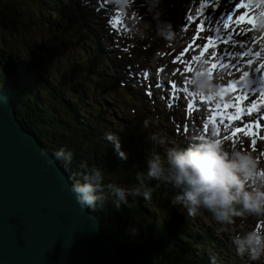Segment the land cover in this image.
I'll return each instance as SVG.
<instances>
[{
    "label": "trees",
    "instance_id": "obj_1",
    "mask_svg": "<svg viewBox=\"0 0 264 264\" xmlns=\"http://www.w3.org/2000/svg\"><path fill=\"white\" fill-rule=\"evenodd\" d=\"M64 1L0 0V89H13L18 120L48 151L54 155L64 149L73 154L67 167L57 160L72 180L82 182L81 165L87 162L101 168L105 185L129 187L136 183L137 172H146V160L153 152L166 161L170 149L187 146L183 143L186 135L178 128L170 137L176 145L166 139L159 144L155 131L159 120L153 112L157 105L135 108L138 97L125 80L121 83L124 77H115L110 67H104L108 55L91 35V26L82 22L86 8L73 0L67 5ZM186 1L162 0L163 19L171 22L175 37ZM37 40L50 45H38ZM66 42L75 55L58 71L52 49L62 52ZM165 43L161 38L149 51ZM17 47L24 51V58L15 51ZM115 89H124V97ZM114 108L124 110V115L114 113ZM107 133L120 140L126 160L106 139ZM147 184L152 188L150 201L129 197L130 207L121 204L117 208L116 197L109 196L103 206L95 208L104 213L102 228L128 264H247L246 256L237 255L232 240L220 242L224 232L217 231L215 222L208 224L173 206L169 186L156 181ZM200 214L211 218L205 210Z\"/></svg>",
    "mask_w": 264,
    "mask_h": 264
},
{
    "label": "clouds",
    "instance_id": "obj_2",
    "mask_svg": "<svg viewBox=\"0 0 264 264\" xmlns=\"http://www.w3.org/2000/svg\"><path fill=\"white\" fill-rule=\"evenodd\" d=\"M73 1L85 7L82 0ZM112 2L121 10H126L132 4V0ZM144 2L150 14L154 18H159L156 20V34L160 39L166 40L165 44L168 46L167 41L173 38V26L170 21L163 19L162 0ZM261 24L264 26V18H261ZM97 29L94 27L91 35L99 41L95 35ZM142 37L144 40L146 35L142 34ZM160 39H156V42ZM154 44L149 46L147 51ZM163 45L150 50L149 53L162 48ZM202 72L203 70H197L192 75L191 85L194 91L200 95L214 94L218 85L207 74H199ZM124 80L126 81L125 77L121 80L122 84ZM106 139L117 146L115 148L119 157L126 160L127 154L120 150V140L112 133H107ZM54 156L62 161L65 167L70 165L73 159V154L64 149L55 152ZM262 161L264 157L252 151H243L235 147L226 148L223 141L218 138V132L213 130L209 136L196 137L183 148L170 149L166 161L158 153L153 152L146 160V172H137L136 183L129 187L105 185L101 168L83 162L82 182L73 178L71 191L82 208L95 209L98 205L103 206L109 196L116 197L117 208L121 204L130 207L129 197H143L150 201L152 188L148 186L147 181H156L170 187L173 192L171 199L173 206L184 208L191 217L205 210L218 225L217 231L227 233L234 231L232 226L237 218L251 217L258 222H264ZM64 187L67 188L68 185ZM231 239L237 255L247 256L250 261L264 259V229L253 228L244 233H235Z\"/></svg>",
    "mask_w": 264,
    "mask_h": 264
},
{
    "label": "water",
    "instance_id": "obj_3",
    "mask_svg": "<svg viewBox=\"0 0 264 264\" xmlns=\"http://www.w3.org/2000/svg\"><path fill=\"white\" fill-rule=\"evenodd\" d=\"M0 89V264H128ZM64 185H68L67 188Z\"/></svg>",
    "mask_w": 264,
    "mask_h": 264
},
{
    "label": "rangeland",
    "instance_id": "obj_4",
    "mask_svg": "<svg viewBox=\"0 0 264 264\" xmlns=\"http://www.w3.org/2000/svg\"><path fill=\"white\" fill-rule=\"evenodd\" d=\"M87 4V10L86 15L84 16V19L82 22L86 25V27H89L90 25L94 27H98V29L95 32L96 37L99 40V47L101 48V52H107L108 57L104 59V67L111 68L112 74L115 75V77H125L126 84L132 88L133 95L138 97L137 102L135 103V108L139 106H147L150 105L154 108V105H157V111L153 109V112L155 115L158 116L159 125L157 128L159 130H155L158 132L157 135V141L159 144L163 143L164 140L169 141V144L174 146L176 144L173 143V140L170 139V137H173L174 131H175V123L179 129L185 130L187 132V136L185 137V140H183V143L185 145H188L193 141L194 138L200 137V136H209L213 130H216L218 132V138H220L224 146L228 149H231L233 147L243 150V151H251L250 150V140L251 137H243L242 135L239 136V138L236 140V143L233 144L232 142L225 140V135H231V131L234 130V127L230 128H224V131L220 129L217 125L215 128L207 129L208 125L203 123L197 124L194 126L193 124V112L197 111L198 113H204L207 109L206 106L202 105L199 108L194 107H187L190 102L192 101H201V97L199 94H197L194 90L193 93H190L187 97V91L186 89V83L190 80V77H186L183 80L181 79L182 76L180 74L173 75L177 67H180L183 69L184 65L182 67L180 65H177L173 63L174 59L179 55L182 50L192 42L194 31H195V25L191 24L189 21L186 20V16H188L187 13H184V15L181 17V24L183 25V29L185 32L182 34L179 33V38L175 45L173 46H167L166 44L163 45L162 48L156 49L152 55H150L149 51H147L148 47L156 43V39H160V36L156 34V20L159 19L154 18L153 15L150 14V10L143 4L140 0H132V4L129 8L126 10H121L116 5L111 2L112 0H84ZM246 3H251L254 0H244ZM259 7L257 8H250L246 11L251 12L254 16L257 13V11L260 9V7L263 6L264 0H256ZM197 2H200V0H194V4ZM206 2L209 4V9L205 13H210L213 17V24H215V18L219 17L218 11L213 12L212 8L216 7L215 4H221L222 6H233L235 4V0H216V3H213V0H206ZM64 3L67 5L69 2L68 0L64 1ZM112 3V6H111ZM191 4V3H189ZM201 3L198 5L199 9ZM125 12V13H124ZM92 14V17H87V15ZM202 18V17H201ZM119 21V23H117ZM199 21H197L198 23ZM100 27V28H99ZM3 29H6L2 26ZM142 31L144 33L148 32L147 41H142ZM106 33V40H104L103 35L101 33ZM254 34H256L260 38V42L262 41V37L260 34V31L253 28L251 30ZM100 33V34H99ZM204 34L209 35L210 30L208 29V25H205V31L201 33V36L204 37ZM205 38V37H204ZM174 41V40H168ZM205 40L198 41V44H203ZM238 43L239 41L236 40ZM259 42V43H260ZM38 45L43 46H49L50 42H43L40 40L35 41ZM67 45V48L64 49L62 52L56 51L54 48L52 49L53 52V65H55V68L60 71L62 66L69 65L71 60L73 59L75 52L73 51L71 44L69 45L68 42L65 43ZM241 44V43H239ZM89 44L87 43V46ZM154 47V46H153ZM226 47V45H224ZM251 48L250 46H245ZM223 48V45L221 46ZM245 49H241L242 51ZM15 51L18 53L19 57L24 58L25 53L22 50V48L15 49ZM104 51V52H103ZM198 54V52H190L189 55H195ZM160 57H163V60H160ZM159 61V63H158ZM201 65L200 70H205L206 64L199 63ZM23 66H21L22 68ZM175 69H174V68ZM158 69H164L162 72H158ZM231 71L232 75L229 76L227 73ZM226 72H220L218 77L212 78L213 82L216 85H220L228 78L235 77L237 75V71L235 69H228L227 73L225 75L226 79H223L220 77V75H223ZM163 74V79L166 80L165 83V90L167 92H172L173 89H169L168 85L172 81H177V87L176 92L177 94L182 93L183 95L180 96V99L182 101H186V105L182 104L180 106H177L173 104L171 106V110H168L169 102H166V106L162 105V101L165 100V96H163V92L158 89L155 85L157 82V79H159V74ZM240 73V72H239ZM238 73V74H239ZM111 74V75H112ZM145 74H150L147 76V79L151 82L153 87L151 88V95L146 94L147 84L145 83ZM154 74V77H153ZM192 76V75H191ZM153 77V78H152ZM155 78V79H154ZM132 83H135L133 85ZM181 83V84H180ZM81 85V83H80ZM83 87V85H81ZM12 89V88H11ZM188 89V88H187ZM124 90V89H123ZM121 89H115L113 91L116 92V94H122ZM83 91V90H82ZM85 92V91H84ZM13 93V89H12ZM110 94V93H109ZM106 95V93H105ZM122 97H124V94H122ZM149 99V100H147ZM190 99V100H189ZM154 100H156V103L154 104ZM108 101V100H107ZM202 103V102H201ZM121 111L119 108H114L113 112L118 114V112ZM208 111V110H207ZM124 115L125 111H121ZM187 112V118L185 116V113ZM150 116V113L147 112L145 115V120L148 121V118ZM171 116H173L175 123H172ZM197 119L200 120V115H197ZM205 119H208V113L206 112ZM210 126H214L215 124L210 123ZM262 129L260 130V134L264 136V123L261 124ZM207 126V127H205ZM242 126L237 125L235 127ZM169 139V140H168ZM257 155H260L264 157V155H261L262 152H264V141H258V147L256 151H252ZM262 164H264V161H262ZM72 180V178H71ZM94 210V209H92ZM107 215V214H106ZM105 216V215H104ZM197 218L201 221L207 222L208 224L214 223L212 217L208 218L204 215H197ZM109 219V218H108ZM184 227L189 229L190 226L188 224H184ZM234 231H230L225 233L224 236L221 237L220 241L221 243H228V241L232 240L231 237L235 233H244L249 230H252L253 228L256 229H264V222H258L256 219L248 217V218H237L236 224L232 226ZM247 260V264H264V259L261 261H250L248 257H245ZM245 261V260H243ZM245 261V263H246ZM210 264H214L210 261Z\"/></svg>",
    "mask_w": 264,
    "mask_h": 264
},
{
    "label": "snow or ice",
    "instance_id": "obj_5",
    "mask_svg": "<svg viewBox=\"0 0 264 264\" xmlns=\"http://www.w3.org/2000/svg\"><path fill=\"white\" fill-rule=\"evenodd\" d=\"M213 3H216V0H213ZM200 7L201 12L199 17L186 16V20L195 25V31L192 42L189 43L173 61V63L177 65H184V67L183 69L177 67L173 75L180 74L186 76L187 74L197 72L192 65L193 63H199L201 61H203L204 64L209 65V67L199 74H207L210 79L213 78L214 74L219 75L220 72L228 69H235L237 72H242V78L229 80L227 82V86L222 87L214 95L216 97H224L229 92L235 93L238 91V85L244 84L245 94L234 98L237 103L233 104L232 107L236 108V114L235 116H229V120H240L243 114H251L254 110L259 113L261 119L264 120V73H262V70H264V63H258V66L253 68L251 67L253 65V60L249 58L246 61L248 70H243L241 68L240 61H242L244 57H249L250 52L248 50H244L234 54L229 47L221 48V45L231 44V47L244 49L245 44L241 43L238 45L234 36H240L241 32L244 31L243 26H249V31L255 28L258 23L259 27L264 26H262L261 21L258 22L257 18L249 11H243L239 15H236L235 12L221 11L218 7L212 8L213 12L220 11L219 17L215 18V24H213V17L211 14L205 13L204 11L209 7L206 0H202ZM233 7L236 10H244L250 9L252 6L249 3L244 2V0H235ZM260 15L261 17H264V12H261ZM197 21L199 22L197 23ZM117 23H119V21H117ZM206 24L208 25L210 34L204 38L201 36V33L205 31ZM202 39H204L205 42L202 45L198 44L197 42ZM190 52H198V54L191 55L189 59H184V57L188 56ZM255 56L260 57L261 53L257 51L255 52ZM157 71L162 72L164 69H158ZM227 74L229 76L232 75L231 71ZM253 74H260L258 77L261 82V88L257 90L260 99H252L250 101V107L242 109L239 105L243 104L245 101H249L250 97L246 90L251 84V79L244 78H250ZM148 75L150 74H145V83L147 84L146 94L151 95V88L153 85L147 79ZM187 82L191 84V79ZM155 86L161 91L164 89V85L159 79H157ZM168 87L169 89H176L177 84L175 82H170ZM185 91H187V89H185ZM165 99L169 101L168 106L171 107L173 106L171 102L174 101L176 97H174L170 92ZM258 104L262 105V107L258 108ZM187 107H193L194 109V106ZM221 107L228 108L229 105L227 103L223 106L217 104L216 110H220ZM185 116L187 118V112L185 113ZM212 122H216L215 116H213ZM224 123L225 122L221 120V124ZM229 126L231 127V125ZM261 128L262 125L260 121H256L254 123H244L242 126L234 127V130L231 131V135H225L224 139L235 144L240 135L243 137H251L250 150L256 151L258 141H264V136L260 134ZM261 155H264V152H262Z\"/></svg>",
    "mask_w": 264,
    "mask_h": 264
},
{
    "label": "bare ground",
    "instance_id": "obj_6",
    "mask_svg": "<svg viewBox=\"0 0 264 264\" xmlns=\"http://www.w3.org/2000/svg\"><path fill=\"white\" fill-rule=\"evenodd\" d=\"M112 2V1H111ZM111 6H112V3H111ZM204 37L206 38L207 37V35L206 34H204ZM222 46V45H221ZM190 58V55H188V56H185L184 57V59H189ZM202 62V61H201ZM201 62H199V63H201ZM158 63H159V61H158ZM199 63H193V68L197 71V70H200V69H198V68H200L201 67V65L199 64ZM257 63H261V59H259L258 60V62ZM181 67H182V65H180ZM207 66H209V65H207ZM247 66V65H246ZM206 67V66H205ZM174 68V67H173ZM175 69V68H174ZM246 69H248V66L247 67H245V68H243V70H246ZM195 72H193V73H191V74H187L186 76H183V75H181L182 76V80L184 79V78H186V77H192L191 75H193ZM226 73H227V70H226V72L223 74V75H220V77H222L223 79H226L225 78V75H226ZM162 76H163V74H161ZM237 76V75H236ZM235 76V77H236ZM184 77V78H183ZM214 77H218V76H215V74L213 75V78ZM234 76L232 77V78H235ZM153 78V77H152ZM232 78H228L227 80H229V79H232ZM185 80V79H184ZM183 80V81H184ZM227 80H225V81H227ZM181 84V83H180ZM186 87L188 88L187 89V96H189V94L190 93H193L192 91L194 90L193 89V87H192V85L191 84H189V83H186ZM11 95H12V90H11ZM200 95V94H199ZM201 96V95H200ZM12 97H13V95H12ZM194 102V105H195V107H197V108H199V107H201L202 105H204V106H206V109L208 110V107H209V103H203L202 105H201V103H199V101L197 102H195V101H193ZM206 110V111H207ZM206 111L204 112V113H198L197 111H194L193 112V115H192V118H193V124H194V126L195 125H197V124H203L204 122H208L209 123V121L208 120H206L205 119V117H206ZM197 115H200V120H198L197 119ZM173 122L175 123V120H173ZM176 128H178L177 127V125H176V123H175V129ZM208 129H211V128H209L208 127ZM186 136H187V132H186V134H185ZM185 136V137H186ZM185 137L183 138L184 140H185ZM65 170V169H64ZM66 171V170H65ZM66 173H67V175H68V178H69V180L71 181V182H73V180H71V177H70V175H69V173L66 171ZM88 209H89V211L90 212H94V213H96L99 217H100V228L103 230V228H102V226H103V222H104V213H102V212H98L97 211V209H94V210H92V209H90V207H87ZM104 231V230H103ZM104 234H105V236H106V238H108V240L113 244V245H115L117 248H118V250H119V247L113 242V241H111V239L106 235V233H105V231H104ZM120 251V250H119ZM119 254H120V252H119Z\"/></svg>",
    "mask_w": 264,
    "mask_h": 264
}]
</instances>
